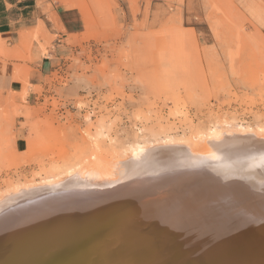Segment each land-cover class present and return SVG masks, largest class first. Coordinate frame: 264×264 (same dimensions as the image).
Returning <instances> with one entry per match:
<instances>
[{
  "label": "rangeland",
  "instance_id": "1",
  "mask_svg": "<svg viewBox=\"0 0 264 264\" xmlns=\"http://www.w3.org/2000/svg\"><path fill=\"white\" fill-rule=\"evenodd\" d=\"M31 1L38 15L19 39L0 35V251L10 229L42 244L33 232L45 204L71 211L65 227L96 214L60 234L74 248L149 203L172 217L193 211L222 180L257 196L264 0ZM97 174L120 180L86 186Z\"/></svg>",
  "mask_w": 264,
  "mask_h": 264
},
{
  "label": "bare ground",
  "instance_id": "2",
  "mask_svg": "<svg viewBox=\"0 0 264 264\" xmlns=\"http://www.w3.org/2000/svg\"><path fill=\"white\" fill-rule=\"evenodd\" d=\"M207 146L209 145H205V147ZM143 152L144 151L141 149L136 150L135 156L140 155ZM259 158H262V155ZM91 169L90 171L93 172ZM106 170L108 172L112 169L106 168ZM90 171H88L89 175H91ZM98 171L100 172V170ZM103 173L101 172L99 175ZM92 174H95V172ZM105 174L104 176H99L97 174V181H93L94 179L92 180L93 182L87 180L86 186L91 184L93 186L102 185L103 187L120 180H117L116 178L115 180L111 179V183H109L110 181L105 178L106 181H103L102 179H104L106 175L108 177V174ZM157 175L155 174V176ZM111 176L113 177V175ZM100 179L102 181H98ZM152 182L154 183L155 181L152 180ZM222 182L223 183L210 185L207 194H204L205 196L201 195L199 202L196 203L197 208L194 206L195 208H193V211H191L192 208L188 205L185 207L187 209H185L186 211H184L183 214L180 215V213H178L177 216L172 217L167 213V211H169L168 208L165 207L169 204H165V206L162 205L161 207V205L151 206L152 203H149L146 206H143V208L149 209L152 207L151 210H148L143 214L138 215L132 213L127 218L117 216L106 218L107 220L105 219V223L103 221V225L99 230L91 231V233L83 236V241H81L80 238L77 241L78 245L74 246V248L72 247L76 244H73V242H71L72 245H62V241H67L69 243V237H61L60 234L63 230H71L79 224L85 225L92 222L96 218V214H93L90 218H86V220H83L78 224H73L72 222L71 226L65 227L62 225L63 222L68 221L72 215L70 214V210H66V208L62 206L63 203L57 205L51 204L50 207L49 204H45L48 207L38 206L36 209L38 212H36L41 215L40 218L42 222L39 226L42 227H35L33 233L34 237H44L43 239H40L43 246L42 244H36V247H34L35 245L28 244L24 239L25 234L23 235L19 233L20 230L13 232V230L10 229L7 232V239L5 241L7 242L6 248L0 251V264H153L156 261L155 258L157 259V256L159 255L167 256L163 258L161 264H261L264 260V234H259L264 232V185H258L261 187L260 189L258 188V192L255 194L257 196L252 200L247 198V189L240 186L241 188H238V191H236L233 189L234 187H231V185L229 186L226 181L224 182V180H222ZM132 190L134 191V189ZM75 191L77 193V190ZM78 191H81V189ZM78 194L77 196H79ZM82 194H84V192ZM86 196L89 195L86 193ZM73 199L75 200V198ZM92 199L93 198H91V200ZM246 199L248 200L245 201ZM14 203L16 202L14 201ZM71 203L73 204V202ZM71 203L69 204L72 205ZM81 205L83 206L82 203ZM203 205H205V207ZM237 205L240 207L236 208ZM26 206H28V204ZM66 206L68 207L69 205ZM69 207L71 208V206ZM198 208H201L202 210ZM196 209H198V211H196ZM33 211L34 209L32 210V213H36ZM82 212H84L83 208ZM244 224L252 225L253 228L246 230V227H243ZM16 227H14V229ZM253 232H255L254 235H252ZM79 236H77V238ZM38 248L42 250L40 251Z\"/></svg>",
  "mask_w": 264,
  "mask_h": 264
},
{
  "label": "crops",
  "instance_id": "3",
  "mask_svg": "<svg viewBox=\"0 0 264 264\" xmlns=\"http://www.w3.org/2000/svg\"><path fill=\"white\" fill-rule=\"evenodd\" d=\"M35 8L31 0H0V35L8 40L19 39L27 24L38 15Z\"/></svg>",
  "mask_w": 264,
  "mask_h": 264
}]
</instances>
